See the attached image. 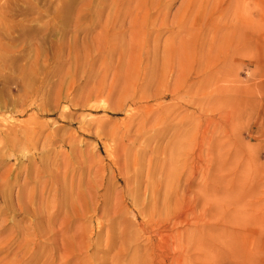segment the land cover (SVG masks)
Returning a JSON list of instances; mask_svg holds the SVG:
<instances>
[{
  "label": "rangeland",
  "instance_id": "obj_1",
  "mask_svg": "<svg viewBox=\"0 0 264 264\" xmlns=\"http://www.w3.org/2000/svg\"><path fill=\"white\" fill-rule=\"evenodd\" d=\"M225 1L0 0V264H264V0Z\"/></svg>",
  "mask_w": 264,
  "mask_h": 264
},
{
  "label": "bare ground",
  "instance_id": "obj_2",
  "mask_svg": "<svg viewBox=\"0 0 264 264\" xmlns=\"http://www.w3.org/2000/svg\"><path fill=\"white\" fill-rule=\"evenodd\" d=\"M230 1H232V0H230ZM237 1H238V0H234V2H236V3H237ZM225 2H226V4H230V5H231V4L233 3V5H234V2H233V1H232L231 3H228L227 1H225ZM216 3L220 5V4L223 3V0H217ZM158 219H159V218H158ZM150 221H151V220H150ZM150 221H149V222H150ZM152 221H153V220H152ZM150 223H152V222H150ZM151 226H152V225H151ZM161 237H162V236H161ZM161 237H160V239H161ZM148 238H149V237H148ZM145 240H146V239H145ZM146 242H147V241H146ZM147 243H148V242H147ZM195 244H196V243H195ZM143 247H144V246H143ZM164 250H165V249H164ZM148 253H150V252H148ZM152 254H153V253H152ZM148 256H150V255H148ZM148 256H147V257H148ZM143 257H144V256H143ZM147 257H146V258H147ZM144 258H145V257H144ZM156 258H157V257H156ZM141 259H142V258H141ZM141 259H140V260H141ZM152 259H153V258H152ZM154 259H155V258H154ZM142 260H143V259H142ZM145 260H146V259H145ZM145 260H144V262H145ZM148 260H149V259H148ZM132 261H133V260H132ZM178 261H179V260H178ZM141 262H142V261H141ZM141 262H140V263H141ZM148 262H149V261H148ZM148 262H146V263H148ZM179 262H180V261H179ZM146 263H145V264H146ZM150 264H151V263H150ZM179 264H180V263H179Z\"/></svg>",
  "mask_w": 264,
  "mask_h": 264
}]
</instances>
